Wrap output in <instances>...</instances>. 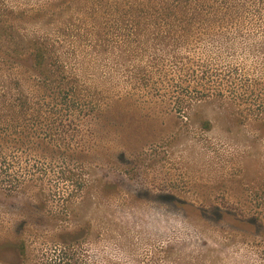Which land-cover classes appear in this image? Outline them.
Returning a JSON list of instances; mask_svg holds the SVG:
<instances>
[{
	"label": "rangeland",
	"instance_id": "374dc122",
	"mask_svg": "<svg viewBox=\"0 0 264 264\" xmlns=\"http://www.w3.org/2000/svg\"><path fill=\"white\" fill-rule=\"evenodd\" d=\"M3 1L33 15L25 33L67 40L80 72L109 90L71 126L72 147L55 149L58 176L0 184V264H264V119L219 99L178 111L109 78L110 38L80 10L64 25L56 0ZM15 71L26 87L37 80L30 59ZM31 147L28 167L54 154Z\"/></svg>",
	"mask_w": 264,
	"mask_h": 264
},
{
	"label": "trees",
	"instance_id": "16d2710c",
	"mask_svg": "<svg viewBox=\"0 0 264 264\" xmlns=\"http://www.w3.org/2000/svg\"><path fill=\"white\" fill-rule=\"evenodd\" d=\"M56 1L70 11L64 25L78 9L94 32L106 31L109 78L171 99L178 111L219 99L264 119V0ZM14 7L0 0V184L10 190L51 169L58 176L55 149L72 147L71 126L102 110L95 101L109 90L80 72L67 40L25 33L19 25L33 15ZM250 54L251 66L245 58ZM28 59L37 80L26 87L15 70ZM31 146L54 153L37 156L40 169L25 164ZM46 157L52 167L44 166Z\"/></svg>",
	"mask_w": 264,
	"mask_h": 264
}]
</instances>
